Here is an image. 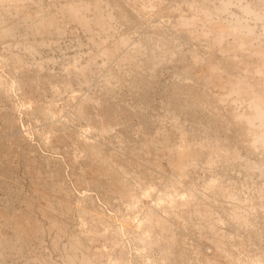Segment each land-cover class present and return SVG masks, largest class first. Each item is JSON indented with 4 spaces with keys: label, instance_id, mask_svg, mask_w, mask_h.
<instances>
[{
    "label": "bare ground",
    "instance_id": "bare-ground-1",
    "mask_svg": "<svg viewBox=\"0 0 264 264\" xmlns=\"http://www.w3.org/2000/svg\"><path fill=\"white\" fill-rule=\"evenodd\" d=\"M253 1L0 0V50L9 55L1 54L0 66L11 65L12 69H17L20 77H25V81L20 80L19 83L22 81L27 85L29 91L38 84L37 79L43 78H40L43 62L38 61L43 56L41 51L52 53L66 39L77 42L76 54L75 50L71 51L74 55L70 60L65 55L69 61L64 59L61 73L57 71L60 73V84H54L52 80L56 79L51 77L50 72L48 77L45 76L44 85L46 83L50 97H59V102L64 97L62 99H65L66 105L73 102L76 115L79 119L81 117L80 120H88L90 131L96 137L94 141L84 140V148L78 154L76 151L67 152V149L64 150L66 135L63 138L60 134L63 132L57 135L53 131L66 120L61 121L62 114L59 116L55 101L41 109L34 103L39 115L44 117L45 127H51L54 132L43 135L45 146L48 149L63 147L61 153L68 154L66 162L64 160L66 164L63 162L62 165L60 161L52 169L49 167L51 170L41 171L39 163L41 170L34 165L31 150L35 147L29 148L26 132H13L16 128L14 120L8 118L4 121L6 131L16 135L14 137L9 133L10 139L13 138L9 144L6 138L3 141L4 134L0 136V186L5 189L6 195L8 193V199L4 197L6 202L0 209V256L4 255V248L8 245L11 247L8 252L11 253L15 248H27L26 240L41 239L44 234H49L52 235L50 244L54 251L67 250V253H64V249L59 253L62 256L59 264L62 261L65 264H102L101 260L108 257L106 253L111 251L110 246L112 252L121 251L123 244L119 243L126 235L132 247H149L151 250L157 246V256L161 260H169L171 264H264V253L239 256V251L229 247L231 243L225 234L219 235L222 230L217 236L216 229H213L220 221H228L232 228L242 225L240 228H246L244 233H247V240L250 241L258 236L260 239L261 235L258 234L264 231V23L260 24L264 18H260L263 13L254 8L260 3L258 5ZM235 2L236 5L233 4ZM261 8L258 11H264V7ZM252 25L259 26L258 34L255 35L256 30ZM192 44L197 47L193 45L194 48H190ZM47 60L51 61L52 57ZM54 60L58 62V58ZM168 65H172L171 69H177V73L171 75L174 76L171 78L172 85L169 84L170 91L166 90V112L161 110V114L154 115L158 116V120L153 121L152 118L151 122L145 116L147 122L155 126V131L149 132V126L150 130L145 128L147 123L144 117L141 121L144 128L133 130L127 119L130 106L134 110L142 109L143 91L153 89L158 82V71ZM4 83L0 79L1 87L5 86ZM10 83L14 85V81ZM76 84L77 88L74 87ZM163 85L166 86L165 83ZM84 89H92L89 91L91 93L93 90L95 93L101 92L100 96L93 92L100 99H95L93 94L86 91V94H80ZM112 101L114 103L110 104ZM160 104L158 107L163 102ZM188 107L196 117L204 118L206 124L202 126L203 120L200 119V128L199 125H195L196 128L192 125L193 129H189L191 121L187 122L188 128L183 127L182 119L188 115L191 118L189 111L188 115L185 112ZM71 110L74 112L73 108ZM140 112L137 117L142 115ZM179 112L185 113L180 118L182 122L179 119L181 114L176 117ZM167 117L166 125L163 120ZM192 122L198 124L194 120ZM119 130L127 134L129 140L124 134L127 142L123 143V137L122 141L120 138L112 141ZM132 131L134 133L131 134ZM18 145L24 148L18 151ZM17 156L26 162L25 174L30 177L27 184L30 182L35 187L30 185L34 188L31 196L23 197V203L13 213L12 205L18 200L20 190L14 193L7 179L14 172L11 163ZM24 161H21L22 164H25ZM61 165L69 168L67 178L73 185L71 188L64 180ZM12 191L13 197L10 195ZM252 194L257 200L254 196L255 200H251ZM177 224L181 226V234L185 229L183 224L198 231L206 230L208 234L204 236L209 237L207 240L213 252L204 256L196 249L198 246L188 249V239L183 240L186 234L183 238L178 235L179 226L176 228L179 233L173 230L172 225ZM3 226L10 235H3L4 231L7 232ZM186 229L184 231L189 230ZM198 233L202 236V232ZM5 236H13L14 239L9 240ZM61 236H66L63 237L65 244L58 240ZM99 237L110 245L106 246L109 249L93 250L92 253L91 243H95ZM244 242L240 241L241 246H244ZM248 242L247 247L244 246L245 252L248 245H252ZM200 244L203 245V242ZM255 244L253 242V246ZM123 252H116L118 256H109L104 264H128ZM142 256L147 263L149 257L145 254ZM158 257L155 259L157 263L153 259L150 264H167L158 262Z\"/></svg>",
    "mask_w": 264,
    "mask_h": 264
},
{
    "label": "rangeland",
    "instance_id": "rangeland-1",
    "mask_svg": "<svg viewBox=\"0 0 264 264\" xmlns=\"http://www.w3.org/2000/svg\"><path fill=\"white\" fill-rule=\"evenodd\" d=\"M257 1H258V3H257ZM261 0H254L253 2H255L256 4H258L259 5V3H260V8H261V6H263L264 7V1H262V3L260 2ZM233 4H237L236 2L235 3H233ZM233 4H231L232 6H233ZM255 4V5H256ZM257 5V6H258ZM259 6L258 7H254V8H257L258 10L260 9L259 8ZM234 7V6H233ZM258 10H256L257 12H259V13H263L262 15L263 16H261L260 18H264V11H262V12H260V11H258ZM261 10H263L262 8H261ZM255 11V12H256ZM261 14H259V15H261ZM264 19H261V22H260V24H262L263 25V23H264V21H263ZM260 24H259V26H260ZM261 25V26H262ZM252 26H254L253 27V29H254V31L256 30V32H254L255 33V35L256 34H258V31H260V28H261V26H260V28H259V26H257V27H255V25H252ZM259 29V30H257V29ZM231 37V36H230ZM230 37H228V40H231L232 39V37H231V39H230ZM264 40V39H263ZM229 42H231V41H229ZM228 42V43H229ZM76 44H77V42L75 41V40H72V39H66V40H64V41H62L61 43H60V46H59V48H57V50H55L54 52L52 51V53H51V51L50 52H43V51H41V55H43V56H39L40 57V59H38V61L39 62H41V64H42V62H43V66L41 65V68H42V73L43 74H41V76H40V78H42V79H37L38 81H36V82H38V84H36V86L35 87H33V89L31 90V91H29V89L27 88V85L25 86V84H23V82L25 81V77H24V79H23V77H20V72L19 71H17V69H15L14 67H13V69H15V71L12 69V66L11 65H6L5 67H7V68H5L4 66H0V75L2 76H5L4 78H2L1 76H0V79H2V81H4V82H6V84L7 85H9V87L5 84V86H3V87H1L0 86V116H1V114H2V116L0 117V120H1V122H0V136H1V134H4L5 135V137H2L3 138V141L5 140V138H6V143L7 144H9V143H11L12 141V139H10V134L9 133H11V132H8V131H6V129L5 128H7L6 127V121H7V119L8 120H14L13 122L15 123V126L14 127H16L14 130H13V132H15V131H17L16 133H18V131L19 132H22L23 133V131H25L26 132V134H25V132H24V134H25V136H26V141L28 142L27 144H29L30 146H29V148L30 147H35V149L33 148H31L32 150H31V154H33L32 156L35 158L34 159V165L36 166V165H38L37 163H39V165H40V167H41V169L39 168V165L38 166H36V167H38L41 171H43V170H45V169H49V170H51L53 167H55L54 165L57 163H59L60 161L62 162V163H60V164H62L63 165V162H64V160H65V162H66V158H67V156H68V154H64L63 152L61 153V149L63 148V147H59L58 149H56V148H49L48 149V147H46L45 146V144H44V141L42 140V138H44V136H46L45 134H47V135H49V133H50V131H52L50 128H49V126H47V127H45L46 126V124H44V119H42V118H44L42 115L40 116L39 115V112L37 111V109H36V107H34L36 104H37V106L40 108H43L44 107V105H45V107L50 103V104H53V100L55 101L54 102V105L59 109L58 111H59V116H60V114H62L61 116V121L63 120V119H66L64 122H62L63 123V125L65 124V122H66V124H65V126L64 127H62L63 125H61L60 126V124H58L59 126H57L58 127V129H57V127L56 128H54L53 129V131H56V133H54L53 131L51 132V133H54V134H57V133H60V132H63V133H60V134H62V136H63V138H65L64 137V135H66V139H64L65 140V142H66V144L64 145V150H66L67 152H72L73 153V151H76L77 152V154L79 153V152H81L82 151V149L84 148L82 145H83V143H84V140H90V141H94L95 139H96V137H95V135H93V133H92V131H90V126H91V124L89 123V122H86V121H88V120H84V119H82V120H80L81 119V117H80V119H79V116H77L76 114V110H75V107H74V104H73V102L71 103V104H73L72 106H71V104H68V105H66L65 104V99L63 100L62 98H64V97H61V101L59 102L58 100L60 99L59 97H57L58 98V100H57V98H52V97H50V94H49V91H48V89H47V85H46V83H45V85H44V81H45V79H47L46 77H48V74L50 73V72H52V73H50L51 74V77H53L54 79H56V80H52L53 82H54V84L56 85L57 83H59L60 84V81H59V79H60V73H61V65H62V61L65 59V61L67 62V61H69L70 60V58L74 55H72V53L73 52H71V51H74V53L76 54V48H75V46H76ZM201 44V43H200ZM74 45V46H73ZM196 45V44H192V46L191 45H189V47L190 48H194V46ZM196 47H197V45H196ZM68 48V50H65V49H67ZM86 49H84V51H85ZM59 51H60V53H59ZM67 52V53H66ZM69 52V53H68ZM71 52V53H70ZM3 53V54H2ZM44 53V54H43ZM50 53V54H49ZM58 55H57V54ZM1 54L2 55H5L6 53L5 52H2V50H0V56H1ZM45 54H47V58H45L46 57V55ZM52 54V55H51ZM56 55V56H55ZM64 55V56H63ZM65 55H67V57L69 58V60H68V58H66V56ZM9 55H7L6 54V57H8ZM55 56V57H54ZM60 56H63V57H60ZM52 57V62L51 61H49V60H47L48 58H51ZM57 59L58 58V62H56L54 59ZM63 58V59H62ZM36 59V60H37ZM46 60H47V63H46ZM59 60H60V65H58L59 64ZM37 61V62H38ZM64 61V62H65ZM38 62V63H39ZM44 62H45V64H44ZM49 62V63H48ZM62 62V63H61ZM50 63H52V64H50ZM54 63H56V64H54ZM1 64V63H0ZM48 64H50V65H48ZM176 64V63H175ZM53 65V66H52ZM57 65V66H56ZM9 66V67H8ZM48 66V68H46V67ZM169 66V65H168ZM168 66H164L163 67V69L162 68H160V70L158 71V73H157V84H155V85H157V87L154 85V87H153V89H150L149 90V88L147 89H145L144 90V87H143V93L145 94V96H144V98L142 99V101H143V103H144V105L142 106V109H138L137 108V110H134V107L133 106H130L131 107V111H130V113L128 112V121H130L129 123H130V125H131V127L133 128V130H134V128L135 129H140L143 125H141V121L143 120V117L145 118V116H146V118H148L149 119V121L151 122L152 121V118H154V120L153 121H155V120H158V119H156V117H158V116H156V117H154V115L156 114H161L162 113V111H163V113L164 112H166V110H167V108L164 106L165 104H166V102H164L165 101V97H167L168 96V94H167V92H166V90L168 89V91H170V87L171 86H169V84L170 85H172L171 84V82H172V80L173 79H171L172 77H174V76H171V75H174V74H176L177 72V69H171L170 67L172 66V65H170L169 66V68H168ZM3 67V68H2ZM166 67V68H165ZM2 68V69H1ZM5 69V70H4ZM9 69V70H8ZM50 69H51V71H50ZM165 69V70H164ZM170 69L172 70V73H170L171 71H170ZM169 70V71H168ZM47 71V72H46ZM57 71H59L60 73H58ZM164 73H163V72ZM167 71V72H166ZM9 72V73H8ZM16 74H15V73ZM19 72V73H18ZM174 72H176V73H174ZM1 73H3V74H1ZM160 73H161V75H160ZM168 73H170V74H168ZM174 73V74H173ZM14 74V75H13ZM19 76H18V75ZM49 74V75H50ZM164 74V75H163ZM166 74V75H165ZM8 75V76H7ZM12 75V76H11ZM14 76V77H13ZM21 76H22V74H21ZM46 76V77H45ZM161 76V77H160ZM163 76V77H162ZM167 76H169V78H167ZM171 76V77H170ZM8 77V78H7ZM10 77V78H9ZM19 77H20V79H19ZM160 77V78H159ZM8 80H7V79ZM13 78V79H12ZM16 78H18V81H17V79ZM52 78V79H53ZM59 78V79H58ZM12 79V80H11ZM162 79V80H161ZM167 81H166V80ZM20 80H22L21 81V83L24 85V86H22L21 85V83H19V81ZM171 80V81H170ZM8 81H10V82H12V81H14V85L12 86V84L10 83V82H8ZM17 81V83H15ZM55 81H56V83H55ZM59 81V82H58ZM41 82H43V84H41ZM161 82V83H160ZM162 82H164L165 84H166V86L165 85H163L164 83H162ZM19 83V84H18ZM159 83V84H158ZM168 83V84H167ZM27 84V83H26ZM58 84V85H59ZM165 86L166 87V89H165V87L163 88V86ZM11 85V86H10ZM16 85V86H15ZM19 87H18V86ZM41 85H43V87H41ZM22 86V87H21ZM40 86V87H39ZM45 86V87H44ZM77 84L74 86L75 88H77ZM160 86V87H159ZM10 87H12V88H10ZM168 87V88H167ZM11 90H10V89ZM15 88V89H14ZM22 88V89H21ZM23 88H27L26 90L25 89H23ZM35 88H36V90H35ZM47 89V90H44V89ZM5 89H6V91H5ZM7 89H9V90H7ZM13 89V90H12ZM125 89V88H124ZM38 90H39V92L40 91H44V92H41V93H39L38 92ZM156 90V91H155ZM165 90V91H164ZM5 91V92H4ZM24 91V92H23ZM28 91H29V94H28ZM77 92H78V90H76ZM86 90L84 89V90H81L80 91V94L81 93H83V94H86V92L88 93V94H90V95H92L93 94V97L95 98V99H98L99 97H97L98 95L100 96V94H101V92H98L97 91V93H95L94 92V90H93V92L95 93V94H97V96L96 95H94V93L92 92H89V91H92V89H90V90H88V91H86ZM161 91V92H160ZM3 92V93H2ZM22 92V93H21ZM31 92V93H30ZM36 92V93H35ZM155 92V93H154ZM159 92V93H158ZM166 92V93H165ZM12 93V94H11ZM27 93V94H26ZM36 95H35V94ZM37 93H39L38 95L40 96H38L37 95ZM79 93V92H78ZM164 93V94H163ZM33 94V95H32ZM151 94V95H150ZM163 94V95H162ZM166 94V95H165ZM5 95V96H4ZM8 97H7V96ZM10 95H12V96H10ZM24 95V96H23ZM44 97H43V96ZM22 96V97H21ZM25 96H26V98H25ZM146 96H147V98H146ZM4 97V98H3ZM5 97H6V99H5ZM33 97H34V99H33ZM39 97V98H38ZM25 98V99H24ZM27 98H29V99H27ZM52 98V99H51ZM162 98V99H161ZM22 99V100H21ZM47 99H48V102H46L47 101ZM100 99V98H99ZM98 99V100H99ZM116 99V98H115ZM31 100H32V102H31ZM102 100V102H103V99H101ZM111 100V99H110ZM113 101H116V100H114V98L112 99ZM17 101H19V103L17 102ZM26 101V102H25ZM29 101V102H28ZM40 101V102H39ZM50 101V102H49ZM110 102V104L112 103H114V102ZM45 102V103H44ZM57 102H59V103H57ZM61 102H63V104L61 103ZM146 102V103H145ZM160 102H161V104H162V102H163V104L161 105L160 104ZM15 103V104H14ZM17 103H18V105H17ZM35 103V104H34ZM165 103V104H164ZM20 104V105H19ZM27 104V105H26ZM29 104V105H28ZM33 104H34V106H33ZM147 104V105H146ZM161 105L160 107H158V105ZM34 107V109L36 110H34L33 111V109H32V107ZM12 106V107H11ZM16 106V107H15ZM30 106V107H29ZM43 106V107H42ZM64 106V107H63ZM148 106V107H147ZM162 106H164L165 108H163ZM12 109H10V108ZM15 107V108H14ZM27 107V108H26ZM67 107V108H66ZM70 107V108H69ZM144 107V108H143ZM147 107V108H146ZM154 107V108H153ZM2 108V109H1ZM40 108V109H41ZM61 108V109H60ZM73 108V111L75 112V114H74V112H72V109ZM133 108V109H132ZM158 108V109H157ZM160 108V109H159ZM162 108V109H161ZM3 109H4V111H3ZM24 109H26L25 111H23ZM29 111H28V110ZM31 109V110H30ZM63 109V110H62ZM67 109V110H66ZM144 109H145V111H144ZM156 111H155V110ZM190 107H188L187 109H185V112H186V114L188 113V111H189V113H190V116H191V118H188V116L187 117H185L184 119H182V117H184L185 116V113L183 114V113H181V112H179V114H177L176 115V117L178 118V116H180V114H181V117H179V119L181 118L182 120H183V127H187V124L189 123V121H191L189 124H188V127H190L189 129H193V126H194V128H196V127H198L197 125H199V120L201 119V120H203L202 122H201V120H200V122L201 123H203V124H201L202 126L203 125H205L206 124V121L204 122V118H198V117H196L197 115H195L194 114V112H191L190 110ZM22 110V111H21ZM61 110V111H60ZM133 110V111H132ZM139 110V111H138ZM140 110H142L141 112H140ZM150 110L152 111L151 113H150ZM162 110V111H161ZM15 111V112H14ZM28 111V112H27ZM143 111H144V113H143ZM158 111V112H157ZM18 112H19V115H18ZM23 112H24V114H23ZM28 114H27V113ZM61 112V113H60ZM131 112H133L134 113V115L132 116V114L133 113H131ZM139 112H140V114H142V115H139V117H137L138 116V114H139ZM184 112V111H183ZM26 113V114H25ZM35 115H34V114ZM68 113V114H67ZM71 113V115H69ZM150 113V114H149ZM154 113V114H153ZM41 114V113H40ZM167 114V113H166ZM192 114V115H191ZM194 114V115H193ZM11 115H12V117H11ZM17 115V116H16ZM20 115H22V116H20ZM27 115V116H26ZM29 115V116H28ZM75 115V116H74ZM19 116V117H18ZM36 116V117H35ZM147 116H149V117H147ZM25 117V118H24ZM73 117V118H72ZM136 117V118H135ZM6 120H5V119ZM76 118H78V122H77V119ZM133 120V122L130 120ZM146 118H145V123H147L146 124V126H145V128L146 129H148V130H150V128L149 127H151V130L149 131V132H153V131H155V129H154V125L152 124V123H150L149 121L147 122V120H146ZM186 118H188V119H186ZM195 118V119H194ZM38 120V121H35V120ZM71 119V120H70ZM136 119H137V121H136ZM139 119H140V122H139ZM180 119V121L182 122V120ZM190 119V120H189ZM196 119H198V120H196ZM28 120V121H27ZM33 120V121H32ZM70 120V121H69ZM194 120V122L196 123V122H198V124L196 123V124H194L192 121ZM5 121V122H4ZM71 122L70 124H71V126H70V124H69V122ZM84 121V122H83ZM21 122V123H20ZM39 122V123H38ZM133 123V125H132V123ZM163 122L167 125L168 123V117L167 118H165L164 120H163ZM188 122V123H187ZM27 123V124H26ZM41 123H43V124H41ZM61 123V124H62ZM87 123V124H86ZM137 123H139V124H137ZM150 123V124H149ZM192 123V124H191ZM3 124H5V125H3ZM20 124H21V126H20ZM29 124V125H28ZM81 124H83V125H81ZM135 124H137V126L135 125ZM169 124H170V122H169ZM191 124V125H190ZM18 125V126H17ZM42 125V126H41ZM134 125L136 126V127H134ZM156 125H158V123L156 122ZM186 125V126H185ZM190 125V126H189ZM193 125V126H192ZM195 125H196V127H195ZM201 125H199V128L201 127ZM36 128H35V127ZM43 126H44V128H43ZM68 126V127H67ZM149 126V127H148ZM153 126V127H152ZM2 127V128H1ZM117 127V126H116ZM187 127V128H188ZM192 127V128H191ZM24 128V129H23ZM34 128H35V130H34ZM46 128V129H45ZM48 128V129H47ZM63 128V129H62ZM79 128V129H78ZM142 128H144V127H142ZM154 130H153V129ZM186 128V129H187ZM3 129V130H2ZM56 129V130H55ZM65 129L66 130H68V131H65ZM81 129V130H80ZM1 130H2V132H1ZM5 130V131H4ZM27 130V131H26ZM39 130V131H38ZM48 132H47V131ZM86 130H88V132L86 131ZM188 130V129H187ZM45 131V132H44ZM71 131V132H70ZM78 131V132H77ZM81 131H84V133L83 132H81ZM144 131H145V129H144ZM13 132L11 133V135L13 136L14 135V137H15V135H16V133H14L13 134ZM28 132V133H27ZM43 132V133H42ZM117 132V134L119 133V135L117 136V134L115 135V136H117V137H115V136H113V140L112 141H116V139L118 140L119 138V140L120 141H122V139L124 138V134L125 133H121V130H119V131H116ZM35 133V135H33ZM92 133V134H91ZM132 133H134L133 131L131 132V134ZM30 134V135H29ZM120 134H122V136L120 135ZM7 135V136H6ZM8 135H9V137H8ZM44 135V136H43ZM58 135V134H57ZM68 135V136H67ZM70 135H71V137H70ZM11 136V137H12ZM75 136H77V137H75ZM85 136V137H84ZM93 136V137H92ZM121 137H123V138H121ZM125 137L128 139L129 137L127 136V134H125ZM133 137V136H132ZM70 138L72 139V140H70ZM75 138V139H74ZM82 138H83V140H82ZM89 138V139H88ZM115 138V139H114ZM81 139V140H80ZM94 139V140H93ZM9 140L11 141V142H9ZM66 140H68V141H66ZM124 141H123V143H125V142H127V141H125L126 139L124 138L123 139ZM4 141V142H5ZM75 141V142H74ZM114 141V142H115ZM78 142H79V144H78ZM73 144H75V145H73ZM44 145V146H43ZM67 145V146H66ZM71 145H72V147H71ZM42 146V147H41ZM75 146V148H74V150L72 149L73 147ZM23 146H17V149H18V151L20 150V148H22ZM37 147V148H36ZM44 147H46L45 149H44ZM24 148V147H23ZM71 148V149H70ZM79 148V149H78ZM54 149V150H53ZM60 149V150H59ZM41 150V151H40ZM56 150V151H55ZM70 150V151H69ZM72 150V151H71ZM78 150V151H77ZM36 152V153H35ZM39 152H40V154H39ZM42 152V153H41ZM52 153V154H51ZM75 153V152H74ZM44 154V155H43ZM59 155V156H58ZM18 157V156H17ZM14 157L12 160H14V162L12 161V163L11 164H13V170H14V172H12L11 174H10V177L11 178H8L7 180L9 181L8 182V184L10 185V188H12V189H14V193H19L20 195H17V197H18V200L16 201V203H17V205H16V203L14 204V205H12V208H14V210L12 211L13 213H14V211H17L15 208H17L18 206H20V204H22L23 203V197H27V196H31V193H32V190H34V188H32L31 186H33V187H35V184H30V182H29V184H27L28 183V181H29V179H30V177H29V175L27 174H25V172H26V170H25V168L27 167V165H26V162L24 161V159L23 158H20V157ZM46 157V158H45ZM55 157H57V158H55ZM17 158V159H16ZM20 158V159H19ZM22 159V160H21ZM39 159V160H38ZM45 159V160H44ZM56 159H58V160H56ZM62 159V160H61ZM21 161H24V163L25 164H22L23 162H21ZM45 161V162H44ZM36 162V163H35ZM49 162V163H48ZM64 162V163H65ZM16 163V164H15ZM54 163V164H53ZM46 164V165H45ZM66 164V163H65ZM15 165H16V167H15ZM61 165V166H62ZM44 167V168H43ZM51 169H50V168ZM16 168V169H15ZM18 168V169H17ZM21 168L23 169V170H21ZM37 169V168H36ZM38 169V170H39ZM69 169V168H68ZM68 169H67V167H65V165L64 166H62V172H63V174L62 175H64V177H65V181H66V183H69V186H70V188H71V186H73V185H71V183H70V181L68 180V173L67 172H69L68 171ZM16 171V172H15ZM22 171V172H21ZM48 171V170H47ZM4 172V171H3ZM24 172V173H23ZM19 173V174H18ZM66 173H67V175H66ZM13 174V175H12ZM23 174V175H22ZM22 175V176H21ZM26 177H25V176ZM24 176V177H23ZM241 176H244L243 174H241ZM241 176L239 175V178H241ZM18 177V178H17ZM68 177V178H67ZM16 178V179H15ZM23 178V179H22ZM29 178V179H28ZM243 178V177H242ZM20 179V180H19ZM27 179H28V181H27ZM12 180H14V182L12 181ZM24 180V181H23ZM253 180H254V178H253ZM256 180V179H255ZM67 181H69V182H67ZM18 183V184H17ZM31 185V186H30ZM15 186H17V187H15ZM19 186H21V187H19ZM27 186H28V188H27ZM15 188H16V190H15ZM19 188V189H18ZM31 188V189H30ZM11 189V190H12ZM18 189V190H17ZM72 189H73V187H72ZM4 190V191H3ZM20 190V191H19ZM19 191V192H18ZM25 191H26V193H25ZM6 191H5V189H1V186H0V209H2L3 208V206L5 205V203L4 202H6V199H8V193H7V195H6V193H5ZM30 194H29V193ZM23 193V194H22ZM4 194V195H3ZM24 194L26 195V196H24ZM255 194V193H254ZM12 197L14 196L13 195V191L11 192V194H10ZM23 195V196H22ZM253 196H254V198H255V195H253L252 194V198H251V200L253 199ZM6 199H5V198ZM12 197H10V199L12 198ZM16 197V196H15ZM16 197V198H17ZM257 198V197H256ZM255 198V199H256ZM21 199V200H20ZM255 199H253V200H255ZM257 200V199H256ZM21 201V202H20ZM2 204V205H1ZM264 218V217H263ZM263 218H261V219H263ZM232 223V222H231ZM194 224V223H193ZM227 224H229V225H227ZM182 225V224H181ZM184 225V224H183ZM182 225V227H185V229L187 228V225H184L183 226ZM188 225H192V224H188ZM214 225V224H213ZM226 225V226H225ZM179 226V228H177ZM231 226H233L232 224L230 225V223L228 222V221H220V222H218L217 223V225L215 224L214 225V227H213V229H216V231H215V234L217 235V236H221V235H223V234H225V236H226V238H228L229 240H228V242H230L231 244H229V247L231 248V249H233V250H235V251H239V253L237 252V254L240 256V254H241V256H243V257H246L245 255H247L248 257L251 255V253L253 254V252H254V254H257V256H258V254H259V252L260 253H264V244H263V242H264V231L262 230V234L260 233V234H258V235H261L260 237L262 238H260L259 239V236H258V238L257 239H255V238H252L251 239V241L250 240H247L248 239V235H247V233L245 234L244 232H246V228L244 227V228H240V227H242V225L239 227H236V226H234L233 228L231 227ZM4 227V226H3ZM172 227H174V229L173 230H175L176 228L179 230L180 229V233L178 232V230L176 229V234L177 233H179L178 235H182L181 237L183 238V235L184 234H186L185 235V237H187L188 236V238H183V240H187L188 242V246H187V244H186V247L188 248V249H193L195 246L197 247L196 249L198 250V251H200L201 252V254H203L204 256L205 255H207V254H210L211 252H213L212 251V247H211V244H210V241L209 240H207V238L209 239V237H207V236H204V234L206 233V234H208V232L206 231V230H203V231H198L197 229L195 230L193 227H190V228H187L186 230H188V231H184L185 229L183 228L182 230H183V233L181 234V226H180V224L178 225H172ZM216 227V228H215ZM192 228H193V230H192ZM219 228V229H218ZM232 228V229H231ZM236 228H238V229H236ZM4 229H6L5 227H4ZM241 229V230H240ZM8 229H6V231H7ZM219 230H222V231H220V234H219ZM245 230V231H244ZM191 231V232H190ZM194 231V232H193ZM238 231V232H237ZM187 232H190V233H192V235L190 234V233H188V235H187ZM198 232H202V236H200L201 235V233L199 234ZM230 232V233H229ZM196 233V234H195ZM221 233H223V234H221ZM228 233V234H227ZM10 235V232L9 231H7L6 233H5V231H4V233H3V235ZM205 234V235H206ZM219 234V235H218ZM242 234V235H241ZM195 235V236H194ZM197 235V236H196ZM228 235H229V237H228ZM233 237H231V236ZM245 235V236H244ZM52 236V235H51ZM49 234H44L42 237H41V239H39V238H37V240H34V239H36V238H34V239H30V240H26L25 242H27L26 244H27V248H23V247H19L18 248V250H16L17 248H15L14 250H11V253H10V251L8 252V250H10L11 249V247L8 245V246H6L5 248H4V255H2V256H0V264H59L58 262H59V260H60V258L62 257L59 253H62V251H63V249L65 250V252L64 253H67V250L65 249V248H63L62 250H60V251H54L53 250V247H52V245L50 244L51 243V241H50V237H51ZM177 236V235H176ZM190 236V237H189ZM199 236V237H198ZM209 236V235H208ZM263 236V237H262ZM48 237V238H47ZM66 237V236H61V237H58V240L59 241H61V243L63 242V244H65L66 242L64 241L65 239L64 238ZM193 237V238H192ZM197 237H198V239L200 240H197ZM201 237V238H200ZM203 237V238H202ZM206 237V238H205ZM245 237V238H244ZM5 238H7V239H9V240H13L14 239V237L13 236H5ZM122 238H123V240H121V243H119V244H123V247H121V251L123 252V257L125 256V260H126V262L128 263V264H139V263H143L144 261V263L145 264H148V262H149V264L150 263H152V261L151 260H153V261H155L156 263H157V261L155 260V259H157V255H159V253H158V248H157V246H154L151 250L149 249V247H148V249L150 250H148V249H146V248H144L143 249V247L141 248V247H138V246H131V244H129L130 242H128L127 241V238H126V235H125V238H126V240H125V238H124V235L122 236ZM121 238V239H122ZM234 238H235V240H234ZM99 240H97V241H95V243L93 242V243H91L92 245L90 246V248L91 247H93V248H91L90 249V251L92 252V253H94V251H97L98 249H101V251L103 250V251H105V250H107V249H109V248H107L106 249V246H108L109 244H107L106 242L104 243L102 240H100V237L98 238ZM195 239V240H194ZM254 239H255V241H254ZM51 240H52V237H51ZM196 241L197 240V242L199 243L198 245H197V242L195 243L194 241ZM209 242L208 244H205L207 241ZM231 240V241H230ZM244 240H247V241H249L250 242V244H252L251 246L250 245H248L249 247H248V249H247V251L245 252V251H243V250H246V248L245 247H247V241L246 242H244ZM257 240V241H256ZM260 240V242H258ZM263 240V241H262ZM101 241L103 242L102 244H100L101 243ZM123 241V242H122ZM124 241H126V242H124ZM206 241V242H205ZM234 241H236V242H234ZM240 241H243L244 242V246L242 245L241 246V244H240ZM255 243L256 242V244L253 246V242ZM191 242H193V244H194V246L192 247V243ZM200 242L202 243L203 242V245H201L200 244ZM205 242V243H204ZM233 242V243H232ZM249 242H248V244H249ZM124 243H125V246H124ZM190 243L192 244V245H190ZM245 243H246V245H245ZM259 243V244H258ZM103 244H104V246H103ZM106 244V245H105ZM234 245V248H233V245ZM236 244H237V246H236ZM238 244H240V246L238 245ZM263 246H261V245ZM12 246L14 245V244H11ZM121 245H119V246H121ZM131 247H130V246ZM200 245V246H199ZM204 245H205V247H204ZM206 245H208V246H206ZM257 245H258V247H257ZM260 245V246H259ZM103 246V247H102ZM110 246V245H109ZM108 246V247H109ZM118 246V247H119ZM253 246V247H252ZM51 247V248H50ZM102 247V248H101ZM138 247V248H137ZM191 247V248H190ZM209 247V248H208ZM211 247V248H210ZM238 249H237V248ZM239 247H240V249H239ZM259 247H260V249H259ZM261 247H262V249H261ZM105 250H104V249ZM123 248V249H122ZM124 248H126L125 250H124ZM155 248V249H154ZM199 248V249H198ZM201 248V249H200ZM241 248H242V250H241ZM251 248V249H250ZM110 249H111V251L109 252L108 250V252L106 253V256L108 255V257L109 256H118V252H120L121 253V251H113L112 252V246H110ZM157 249V250H156ZM209 249V250H208ZM258 249H259V251H258ZM94 250V251H93ZM135 250H137V251H135ZM147 250V251H146ZM53 251V252H52ZM133 251V252H132ZM141 251V252H140ZM155 251V252H154ZM203 251V252H202ZM205 251H207V253L205 254ZM251 251V252H250ZM256 251V252H255ZM263 251V252H262ZM14 252V253H13ZM18 252V253H17ZM49 252H50V254L51 255H49ZM52 252V253H51ZM112 252V253H111ZM116 252L118 253V254H116ZM128 252V253H127ZM135 252V253H134ZM140 252V253H139ZM148 252V253H147ZM150 252H151V255H150ZM153 252V253H152ZM258 252V253H257ZM16 253V254H15ZM129 255H127V254ZM138 253V254H137ZM144 255H146L147 256V258H145V259H147L148 261H147V263H146V260H144V258L142 259V257H144V256H142V254ZM250 253V254H249ZM57 254H59V255H57ZM110 254V255H109ZM113 254V255H112ZM115 254V255H114ZM132 255V256H131ZM137 255V256H136ZM196 255V254H195ZM202 255V256H203ZM134 256V257H133ZM141 256V257H140ZM197 256V255H196ZM195 256V257H196ZM108 257H105V258H103L102 260H101V262H102V264H104V263H106L105 261L107 260V258ZM130 257H133V258H130ZM153 257V258H152ZM160 257H158V259H159ZM141 259L142 260H144L143 262L141 261ZM39 260V261H38ZM56 260H58V261H56ZM131 260V261H130ZM151 261V262H150ZM161 261V263H167V264H171L170 263V261L169 260H161V258L159 259V261L158 262H160ZM40 262H42V263H40ZM137 262H139V263H137ZM60 264H65V262H60ZM173 264H175V263H173Z\"/></svg>",
    "mask_w": 264,
    "mask_h": 264
}]
</instances>
